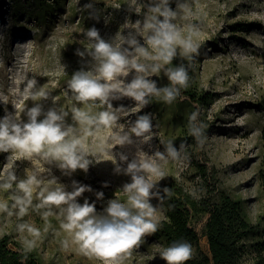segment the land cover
<instances>
[{
  "label": "rangeland",
  "instance_id": "374dc122",
  "mask_svg": "<svg viewBox=\"0 0 264 264\" xmlns=\"http://www.w3.org/2000/svg\"><path fill=\"white\" fill-rule=\"evenodd\" d=\"M178 0H169V7L176 9ZM191 15L180 13L174 21L187 35L191 26L198 35L194 41L199 45L198 53L189 60L181 55L173 62L190 66L198 89L211 96V103L202 108L192 104L179 95L171 103L162 98L152 101L139 110L138 105L127 97L111 101L113 108L123 106L127 113L122 114L118 123L130 128L139 115L150 114L153 124V137L145 144L132 137L134 143L116 146L113 155L119 162L120 153L128 161L120 163L123 169L136 157L137 149L154 154L164 151V144L172 141L178 149L183 143L188 159L183 164L169 160L161 162L166 175L161 180L147 177L157 184L164 185L168 178L174 177L190 193L204 197L212 192H225L230 197L240 199L247 219L253 224L264 227V0H186ZM92 3V10L84 5ZM154 0H0V119L6 114H15L23 104L25 112L20 119L27 122L26 111L35 104H41L43 111L60 107L70 110L73 103L68 90V81L79 70H91L94 61L87 54L91 44L84 35L95 27L100 37L112 42L118 32L127 36L132 32L137 20L143 23L148 7ZM91 13V14H90ZM162 19V18H161ZM25 36V39L21 37ZM146 34L136 38L141 46L152 52L146 43ZM125 47H127L125 45ZM84 52L83 57L77 52ZM141 62L151 63V61ZM171 63V64H172ZM164 65L161 71L149 77L157 88L169 85ZM134 73L124 78L131 81ZM35 79L37 87L50 92L48 99L40 101L24 100V90L29 79ZM55 101H54V99ZM15 108H14V106ZM82 109L88 105L77 104ZM106 110L96 102L91 112L96 114ZM198 112V120L205 125L206 142L201 147L189 133L190 116ZM43 115L38 120L43 119ZM66 125L78 129V138L90 154L93 162L85 173L77 169L71 175H65L55 164H47L34 156L24 159L15 152H0V174L6 166L14 165L17 181L40 168L48 169L42 178H56L57 183L72 191V182L90 186L92 191L84 192L77 202L83 204L87 199L95 205L98 214L103 213L109 200L127 202L123 186L131 182L128 175L115 173L111 160L113 130L101 127L93 135H86L78 124H74L71 113L65 118ZM104 150L101 151L100 149ZM100 161V162H97ZM50 173V174H49ZM107 184L105 187L104 185ZM215 190V191H214ZM102 192L103 199H97L96 193ZM16 194L15 184L12 190H0V201L10 206L12 196ZM40 201L34 193L33 205ZM158 208L159 221L164 219V210L154 198L150 201ZM44 209H29L24 217H8L0 213V239L7 237L12 249H25L23 241L32 237L27 231L21 233L17 225L28 223L38 228L42 238L37 242L34 253L41 264H104L96 257L84 255L78 245L61 228V219L56 216L42 217ZM207 215L191 221V226L199 236V248L208 252L206 238L202 236ZM46 225L47 232L44 231ZM246 241V251L241 264H256L257 254L254 241ZM69 240L65 249L62 241ZM164 244L146 235L141 245L134 249L124 264H166L160 253Z\"/></svg>",
  "mask_w": 264,
  "mask_h": 264
},
{
  "label": "clouds",
  "instance_id": "9594fccd",
  "mask_svg": "<svg viewBox=\"0 0 264 264\" xmlns=\"http://www.w3.org/2000/svg\"><path fill=\"white\" fill-rule=\"evenodd\" d=\"M83 7L85 10H92L94 5L88 3ZM181 12L191 15L186 0H178L175 10L169 7V0H154L148 7L143 23L137 20L132 24V32L127 36L118 32L112 42L103 40L95 27L88 29L84 35L91 47L86 51L94 64L91 70L76 71L68 81L70 97L76 102L70 110L53 107L44 112L41 104L37 103L27 109L25 123L20 119L21 113L25 112L24 103L15 114H6L0 119V152H15L27 160L38 156L49 165L55 164L65 175H71L77 169L86 173L93 162L78 138V129L65 124L69 112L74 124H78L86 135H93L101 127L112 129L110 161L115 165V173L123 172L131 177V182L123 186L127 202L109 200L103 213L98 214L95 205L87 199L83 204L77 202V198L84 192L92 191L90 186L73 181V190L66 191L54 177L45 182L41 175L49 171L45 168L37 169L26 179L17 181L14 165L9 164L4 173L0 174V190H12L15 184L16 194L12 196L11 206L6 201H0V213L22 218L28 215L30 208L44 209L42 217L45 221L50 216L61 219V228L78 245L79 250L86 256L101 259L104 264H124L133 250L141 245L143 237L158 231V208L150 201L155 198L163 202L165 195L170 197L171 192L164 188L161 194L157 184L146 176L156 180L163 179L166 172L161 162L171 160L182 165L188 159L183 154L185 145L182 143L177 149L172 141H168L164 144L163 152L156 151L152 155L137 149L136 157L122 169L120 163L128 161V157L118 154L120 163H117L112 149L132 145L133 136L138 138L140 144L148 143L154 135L153 124L150 114L139 115L130 128L125 130L126 126L118 121L122 114L127 113V109L123 106L113 108L111 101L127 97L140 110L153 97L162 98L165 103L171 104L180 95L181 89L188 87V71L183 64L165 70L169 80L166 87L157 88L155 81L149 79L158 74L164 65L172 63L177 56V48L189 60L193 54L198 53L199 45L193 39L198 32L190 26L187 35H184L174 22ZM141 33L146 34V43L152 52L139 44L136 36H141ZM77 55L83 57L85 53L78 51ZM141 59L151 63L141 62ZM130 73L134 75L130 82L125 83L124 78ZM49 95V91L37 87L34 78L27 81L23 93L25 102L29 99L45 100ZM96 102L106 106V110L93 114L91 107ZM77 104L88 105V108L82 109ZM41 115L44 118L38 120ZM198 117V112L190 116L189 133L202 147L207 139L206 126L199 122ZM34 193L40 201L36 205H33ZM192 194L196 196L195 191ZM96 198L103 199V193L97 192ZM48 227L50 225H46L45 232ZM17 228L21 233L27 231L32 237L23 241L25 252L33 250L42 238L41 231L28 223H20ZM62 246L67 249L69 240L62 241ZM160 256L166 264H186L193 258V248L187 241H177L164 248Z\"/></svg>",
  "mask_w": 264,
  "mask_h": 264
},
{
  "label": "trees",
  "instance_id": "16d2710c",
  "mask_svg": "<svg viewBox=\"0 0 264 264\" xmlns=\"http://www.w3.org/2000/svg\"><path fill=\"white\" fill-rule=\"evenodd\" d=\"M173 62L169 68L179 66ZM184 65V64H183ZM188 71L189 82L186 89H181L180 95L190 103L202 108L211 103V96L198 89L193 70L184 65ZM171 196L165 195L159 204L164 210V219L159 221L160 227L149 238L161 241L165 248L177 241H187L192 245L193 258L186 264H241L246 241L258 237L254 241V251L257 254L256 264H264V227L253 224L244 212L240 199L230 197L225 192H217L204 197L193 196L176 178H168L164 185ZM215 191V190H214ZM207 215L202 236L206 238L208 252L199 248V236L191 226V221ZM26 256V259H25ZM0 264H41L40 259L32 252L9 246L7 237L0 239Z\"/></svg>",
  "mask_w": 264,
  "mask_h": 264
},
{
  "label": "bare ground",
  "instance_id": "6f19581e",
  "mask_svg": "<svg viewBox=\"0 0 264 264\" xmlns=\"http://www.w3.org/2000/svg\"><path fill=\"white\" fill-rule=\"evenodd\" d=\"M21 38H22V39H25L26 37H25V36H22Z\"/></svg>",
  "mask_w": 264,
  "mask_h": 264
}]
</instances>
